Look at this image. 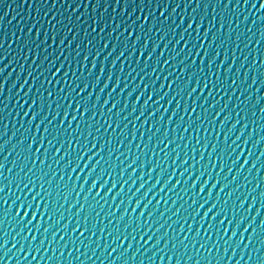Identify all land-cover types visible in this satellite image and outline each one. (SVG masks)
Wrapping results in <instances>:
<instances>
[{
  "label": "water",
  "instance_id": "obj_1",
  "mask_svg": "<svg viewBox=\"0 0 264 264\" xmlns=\"http://www.w3.org/2000/svg\"><path fill=\"white\" fill-rule=\"evenodd\" d=\"M0 264H264V0H0Z\"/></svg>",
  "mask_w": 264,
  "mask_h": 264
}]
</instances>
